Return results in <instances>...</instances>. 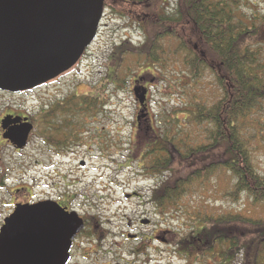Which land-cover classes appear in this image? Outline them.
<instances>
[{
  "label": "rangeland",
  "instance_id": "1",
  "mask_svg": "<svg viewBox=\"0 0 264 264\" xmlns=\"http://www.w3.org/2000/svg\"><path fill=\"white\" fill-rule=\"evenodd\" d=\"M170 3L173 4L174 1L171 0ZM247 3L251 11H246V14L264 19V0H247ZM155 5L156 10L163 9L158 2ZM136 10L140 12L139 9ZM145 12L150 13L149 8H145ZM117 14L110 6H104L98 35L86 55L70 73L47 89L52 96L58 91L66 93L69 89H76L78 95H99L97 108L93 113L98 123L93 125L105 127L104 132L108 137L105 151L102 153L97 143L90 145V148L88 144H78L73 157L55 158L51 161L54 166L52 172L59 174L57 181L61 193L73 196L72 205L77 206L80 213L93 216L94 221L100 220L103 223V228L108 233L105 238L108 243L106 248L111 250L110 255L101 258L103 262L111 264L115 253L123 254V249L136 246L137 241L132 242L131 246L124 245L123 235L128 233L144 238L150 257L141 264H197L192 254L190 260L185 261L184 256L177 254L174 246L166 247L149 241L157 228L155 225L150 228L141 227V217L145 216L178 236L186 237L193 231L197 218L203 220L205 217L238 215L264 222V203L256 204L246 194L234 196L235 180L220 167L206 173L200 182L193 180L187 187L188 193L184 194L183 204L180 205L186 207L188 215L177 214L175 210L172 211L173 206L168 210L164 207L159 210L155 203H151V189L160 183L162 176H157L156 181L152 180L147 174L149 172L141 167L142 163L136 161L140 158L138 153L131 159L134 156L131 151L134 148L133 141H138L141 148L145 139H138L137 136L143 138L150 133H175L176 130L188 142L199 136L197 142L202 144L203 136L208 137L212 126L208 121H202L201 126L197 127L192 118L188 117L187 110L197 111L198 104L213 112L215 105L221 100L222 91L213 74L214 70L207 63H201L199 79L192 80L188 69V63L192 59L190 53L196 52L199 56L207 53L213 57L190 29L179 26L172 30L170 25L167 26L169 30L165 31L163 24L156 23L152 26L154 21H142L139 26L130 17L126 19ZM167 30L169 33L165 34ZM245 44L254 45L259 54L264 55L261 39L248 40ZM152 47L159 51V63H147L145 53L140 54L143 48V52L147 53ZM207 60L212 61L210 58ZM144 69L147 73L142 74ZM135 89H138V95L145 91L144 98L148 95V111H144L145 105L139 103L134 96ZM29 104L35 105L37 102ZM169 118L171 130L166 131L168 124L165 122ZM253 118L260 123L259 129L262 130L260 140L255 142L261 146L255 150L254 166L259 174H264V108L257 111L251 120ZM137 119L143 121L144 125L149 121L152 130L146 129L144 136L141 132L137 135L136 130H133ZM91 125L92 123L88 126L94 127ZM25 151L33 156L34 162L40 161L35 155V147ZM174 155L177 157L175 152ZM82 162L85 164L84 168L79 166ZM43 163L44 165H37L34 169L47 187L54 176L50 181L48 171L43 170L49 166L48 162ZM174 170L179 174L185 173L180 165H174ZM64 180L70 182L72 187L67 189ZM198 182L202 184L196 185ZM133 192L140 194V197L131 198ZM126 195L130 198L127 199ZM129 223L131 228L128 227ZM124 258L131 260L130 256ZM234 264H240V259L235 260Z\"/></svg>",
  "mask_w": 264,
  "mask_h": 264
},
{
  "label": "trees",
  "instance_id": "2",
  "mask_svg": "<svg viewBox=\"0 0 264 264\" xmlns=\"http://www.w3.org/2000/svg\"><path fill=\"white\" fill-rule=\"evenodd\" d=\"M172 1L173 4L171 0H104L106 8L110 6L117 15L126 19L130 17L139 26L142 21H154L152 26L163 24L165 31L170 25L172 30L179 26L190 29L213 57L207 53L200 56L196 52L190 53L193 60L190 59L188 69L192 80L199 79L201 63H207L221 86L222 97L213 112L196 102L197 111L187 110L188 117L197 127L202 121H208L212 126L208 137L203 136L202 144L197 142L199 136L188 142L176 130L175 133L155 132L148 136L145 145L150 149L144 151L141 158L147 160L149 168L162 175L163 179L161 190L155 191V199L163 204L165 198L171 196L172 211L188 215L186 207L180 205L184 194L188 193L187 187L193 180L200 182L206 173L220 167L235 180L234 196L246 194L254 203H264V174H259L254 166L255 150L261 146L255 142L260 140L262 130L255 118L251 120L257 111L264 108V55L259 54L254 45L245 44L248 40L258 39L264 44V19L246 14V11H251L247 0ZM157 2L163 9L156 10ZM149 3H152L150 7ZM147 7L150 13L145 12ZM168 30L165 34L169 33ZM144 49L140 54L145 53L147 63H159V51L155 47L147 53L143 52ZM208 58L212 61L209 62ZM145 73L146 69L142 74ZM96 103V95L93 94L91 104ZM170 120L165 122L168 124L166 131L171 130ZM141 135L144 136L143 132ZM153 136L160 141L153 143ZM167 145L171 149L166 151ZM137 152L133 150V155L136 156ZM173 152L178 158L173 156ZM174 165H180L185 173L179 174ZM199 182L196 185L204 183ZM202 219L197 218L201 227L197 229L196 238L183 237L178 242L177 249L187 261L192 254L197 264H234L237 259H240V264H264L263 221L238 215ZM188 239L192 240L194 248L186 245Z\"/></svg>",
  "mask_w": 264,
  "mask_h": 264
},
{
  "label": "flooded vegetation",
  "instance_id": "3",
  "mask_svg": "<svg viewBox=\"0 0 264 264\" xmlns=\"http://www.w3.org/2000/svg\"><path fill=\"white\" fill-rule=\"evenodd\" d=\"M71 71L32 90L11 92L0 89V235L16 211L23 209L30 213L19 218L21 222L25 223L21 229L25 234L23 238L26 239L23 243L17 242L13 246L17 251L22 250L24 252L26 249L32 256H56L60 255L62 251L65 264H109L101 259L111 254V250L106 248L108 243L105 238L108 233L103 228V223L100 220L94 221L93 216L80 213L76 209L77 206L72 205L73 196L66 192L61 193V187L57 181L59 174L52 172L53 159L73 157L78 144H88V148H90V145L97 143L103 153L105 151L104 146L108 142L107 134L104 132L105 127L98 128L97 125H93L98 123L93 114L97 105L91 104L94 93L78 95L76 89L70 90L69 88L66 93L58 91L54 96L47 92L49 87ZM138 79L136 78V80ZM136 80H134L135 84ZM35 91L38 92L34 95ZM95 95L96 102H98L99 95ZM145 96L142 105H145L144 111H148V95ZM33 101H36L37 104H29ZM14 102L15 104H13ZM91 123V126L94 127L88 126ZM146 129L152 130L149 121L145 125L143 121L138 119L135 121L133 130H136L137 135L140 132L145 135ZM14 131H25L27 135L25 146L22 149L13 145L10 135ZM146 137L137 136L138 139H145V142L140 148L138 141L134 140V148L132 147L131 151H138L140 158L136 161L141 162V167L149 172L147 174L153 178L152 180L156 181V177L162 175L156 174L155 170L149 168L146 160L141 158L142 153L150 149L145 145L149 139ZM151 141L154 143L160 141V138L153 136ZM34 147L36 148L35 155L40 159L37 163L33 161V156L26 154L27 151H25ZM167 148L171 149V146L167 145L166 151ZM136 156L134 155L131 159L133 160ZM16 157H18L17 161ZM43 162H48L49 166L43 170L48 171L49 180L51 181L54 176L47 187L39 177L37 170L34 169L37 165H44ZM79 166L84 168V162L79 163ZM162 180L151 189L150 200L151 203H155L159 210L162 206L168 210L172 208L171 196L166 197L163 204L155 199V191L161 190ZM64 182L67 189L72 187L70 182L66 180ZM132 197H140V194L133 192ZM126 198H130V196ZM61 211L66 214L75 212L82 219L83 227L74 236H69L73 228L68 223L70 216H61ZM152 225H155L157 229L153 232L152 238L148 240L157 242L161 246H174L175 250L178 251V242L183 239L182 236L163 228L162 224L153 223L145 216L141 217V227L150 228ZM197 225H200L198 221L194 223L191 234L186 237L196 236L197 229L201 227H197ZM130 226L129 223L128 227L131 228ZM8 229L12 234L13 230L20 229V227L14 226ZM36 236L40 238L36 240ZM61 236L62 242L60 241ZM123 237L125 238L124 245L131 246L134 241L138 243L130 249H123V254L115 253L111 264H141V262L149 259L150 253L147 252L144 238H140L137 234L128 233L124 234ZM186 245L194 248L192 240L188 239ZM177 254L180 252L178 251ZM124 256H130L131 260H126Z\"/></svg>",
  "mask_w": 264,
  "mask_h": 264
},
{
  "label": "water",
  "instance_id": "4",
  "mask_svg": "<svg viewBox=\"0 0 264 264\" xmlns=\"http://www.w3.org/2000/svg\"><path fill=\"white\" fill-rule=\"evenodd\" d=\"M103 10L104 0H0V89L31 90L70 70L94 41ZM144 94L134 90L141 104ZM10 137L16 148L25 146V131H14ZM28 213L17 210L0 235V264H65L62 251L56 256H32L26 249L13 248L26 239L21 229L25 223L19 218ZM61 216H70L69 236L82 229L76 213ZM14 226L20 229L11 234L8 228Z\"/></svg>",
  "mask_w": 264,
  "mask_h": 264
}]
</instances>
